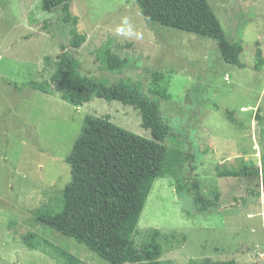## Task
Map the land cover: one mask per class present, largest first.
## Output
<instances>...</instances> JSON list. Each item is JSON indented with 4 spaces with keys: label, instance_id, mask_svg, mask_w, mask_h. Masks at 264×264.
I'll return each instance as SVG.
<instances>
[{
    "label": "rangeland",
    "instance_id": "obj_1",
    "mask_svg": "<svg viewBox=\"0 0 264 264\" xmlns=\"http://www.w3.org/2000/svg\"><path fill=\"white\" fill-rule=\"evenodd\" d=\"M207 1L226 38L241 42L242 68L225 64L211 39L146 24L132 0H71L86 41L66 51L80 74L107 84L140 82L170 128L168 159L177 154L181 165L154 181L123 264L144 262L141 246L153 232L162 264H264L260 180L217 174L260 168L264 154V0ZM68 40L59 12L42 11L40 0H0V264H108L40 218L62 207L70 182L65 158L86 116L150 139L132 106L93 98L76 108L58 94L3 83L48 81ZM109 41L112 52L130 59L120 74L104 71L96 59ZM178 179L194 182L210 201L216 195L217 208L197 211L191 194L176 193Z\"/></svg>",
    "mask_w": 264,
    "mask_h": 264
},
{
    "label": "trees",
    "instance_id": "obj_2",
    "mask_svg": "<svg viewBox=\"0 0 264 264\" xmlns=\"http://www.w3.org/2000/svg\"><path fill=\"white\" fill-rule=\"evenodd\" d=\"M132 1L146 24L211 39L225 64L242 68L239 58L241 42L226 38L207 0ZM40 5L44 12H59L62 24L68 28V45L61 47L48 81L17 85L3 80V83L16 91L27 88L45 95L58 94L63 102L76 108L93 98L132 106L140 116L141 127L150 133V139H145L119 128L107 118L86 116L65 158L70 167V182L62 191V207L54 216L42 217L40 221L84 246L104 262L123 264L154 181L179 171V156L176 154L168 159L164 141L170 135V128L162 122L157 103L143 94L140 82L120 79L107 84L80 74L79 63L66 51L67 47L78 49L86 41L85 35L77 30L78 19L71 13V0H40ZM96 59L102 69L110 73L120 74L131 67L128 57L112 52L110 41L101 48ZM262 66L261 51L256 49L254 69L259 71ZM217 174L220 177L259 179L264 201V154L260 155V168L249 165L237 173L217 170ZM185 180H177L175 191L178 195L183 190L191 194L193 205L199 212L217 208L216 195L210 201L200 195L194 182L187 186L183 183ZM23 239L37 250L49 253L41 244L35 245L28 237ZM52 249L56 251L55 247ZM141 256L142 264H162L156 233L153 232L142 244ZM189 264L196 262L190 261Z\"/></svg>",
    "mask_w": 264,
    "mask_h": 264
}]
</instances>
